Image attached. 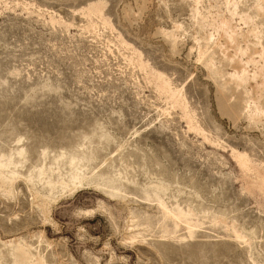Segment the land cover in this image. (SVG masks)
<instances>
[{
  "label": "rangeland",
  "instance_id": "rangeland-1",
  "mask_svg": "<svg viewBox=\"0 0 264 264\" xmlns=\"http://www.w3.org/2000/svg\"><path fill=\"white\" fill-rule=\"evenodd\" d=\"M0 264H264V0H0Z\"/></svg>",
  "mask_w": 264,
  "mask_h": 264
},
{
  "label": "bare ground",
  "instance_id": "bare-ground-1",
  "mask_svg": "<svg viewBox=\"0 0 264 264\" xmlns=\"http://www.w3.org/2000/svg\"><path fill=\"white\" fill-rule=\"evenodd\" d=\"M237 158H242V157H237Z\"/></svg>",
  "mask_w": 264,
  "mask_h": 264
}]
</instances>
